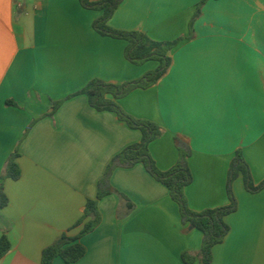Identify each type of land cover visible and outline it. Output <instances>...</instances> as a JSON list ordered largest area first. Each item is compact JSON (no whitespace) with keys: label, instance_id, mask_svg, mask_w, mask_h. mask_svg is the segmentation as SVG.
Wrapping results in <instances>:
<instances>
[{"label":"crops","instance_id":"crops-1","mask_svg":"<svg viewBox=\"0 0 264 264\" xmlns=\"http://www.w3.org/2000/svg\"><path fill=\"white\" fill-rule=\"evenodd\" d=\"M203 1L123 0L110 20L157 41L181 38L168 72L118 102L162 127L149 146L160 170L179 159L176 136L190 146L193 180L185 193L195 211L229 203L237 150L255 184L264 181V0H205L191 32ZM101 14L80 0H0V183L9 198L0 234L12 244L0 264H41L46 247L65 233L78 235L75 224L96 199L106 167L141 140L116 113L72 96L94 78L121 84L157 66L131 63L125 40L95 31ZM16 151L21 176L3 179ZM111 184L126 198L99 200L101 221L81 238L85 255L53 264H204L202 232L182 222L167 187L142 164L116 168ZM233 190L238 209L227 217L231 230L210 264H264V190L249 193L242 178ZM184 253L195 259L185 262Z\"/></svg>","mask_w":264,"mask_h":264},{"label":"trees","instance_id":"trees-1","mask_svg":"<svg viewBox=\"0 0 264 264\" xmlns=\"http://www.w3.org/2000/svg\"><path fill=\"white\" fill-rule=\"evenodd\" d=\"M123 0H80L83 7L101 11L102 14L93 22V28L100 35L122 39L127 42L125 57L133 64H143L146 61H157L159 63L155 70L145 73L142 77L124 82L113 83L94 78L86 86L74 95H86L89 104L97 111H111L117 114L120 120L127 123L133 129L140 130L141 140L135 144L128 145L120 153L115 155L105 173L98 183L96 199H89L81 218L76 222L75 227L81 226L78 235L70 236L63 234L59 239L46 247L42 254L41 264H53L59 257L66 263H75L81 259L86 251V246L81 242V238L93 231L101 221L99 211V200L112 193L119 194L123 199L126 196L117 191L111 184V177L116 168H131L137 164H142L149 174L158 182L162 183L170 192L172 199L178 204L182 222L190 224L200 230L203 234L202 245L198 253L199 258L204 264H210L213 260V249L221 244L229 234L231 227L227 222V217L238 209V200L233 190V183L236 179L242 178L245 189L249 193H258L264 190V181L255 184L243 152L237 150L228 172L227 194L229 203L227 205L209 208L202 211H195L190 208L186 197L185 189L191 184L193 175L189 166L191 154L190 146L180 137L176 136L175 141L179 149V159L169 170H160L151 153L149 146L152 141L159 138L162 127L151 120L138 119L128 114L119 104L118 100L125 97L135 88H148L157 83L169 70L172 64L170 52L179 44L181 38L172 41H157L152 39L146 32L139 30H123L110 25V20ZM201 2L190 23V31L197 17L201 14ZM70 96V97H72ZM61 102L55 104L54 110ZM19 153L16 151L9 157L6 165L5 174L2 178L18 179L21 176V169L16 160ZM9 202V198L4 190L3 183H0V210ZM132 208L133 204H129ZM12 244L6 234H0V260L11 250ZM183 259L191 263L195 256L189 253L183 254Z\"/></svg>","mask_w":264,"mask_h":264},{"label":"rangeland","instance_id":"rangeland-1","mask_svg":"<svg viewBox=\"0 0 264 264\" xmlns=\"http://www.w3.org/2000/svg\"><path fill=\"white\" fill-rule=\"evenodd\" d=\"M151 62H155V63L157 64L156 68L158 67L159 63H158L157 61H154V60H152V61H146V62L143 63V64H139V66H142V65H144V64H146V63H151ZM136 65H137V64H136ZM156 68H154V69H156ZM154 69H153V70H154Z\"/></svg>","mask_w":264,"mask_h":264}]
</instances>
